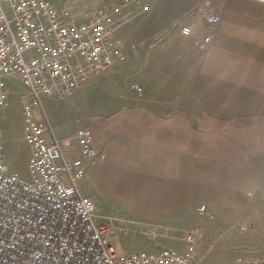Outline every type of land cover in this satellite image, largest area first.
Wrapping results in <instances>:
<instances>
[{"label": "rangeland", "instance_id": "obj_1", "mask_svg": "<svg viewBox=\"0 0 264 264\" xmlns=\"http://www.w3.org/2000/svg\"><path fill=\"white\" fill-rule=\"evenodd\" d=\"M108 1L68 0L73 3L69 17L81 14L76 5L91 11ZM203 8L221 14L204 53L179 34L182 22L202 29L193 15ZM130 10L133 17L121 28L125 62L65 99L44 100L54 135L65 141V158L73 156L72 141L82 126L89 127L95 146L106 153L103 162L86 170L80 193L94 202L98 221L116 219L131 227L132 221L144 222L163 232L154 238L117 233V253L182 250L181 230L200 227V264H264V0H152L147 11L134 4ZM221 26L226 41H217ZM132 84L142 88L140 95ZM17 90L13 87L7 96L0 125L9 141L8 167L26 178ZM151 113L188 119L191 130L200 132L195 138L205 135L199 153L165 155L169 150L162 148L156 157L142 159L135 150V124ZM145 125L162 129L149 120ZM173 144L174 152L181 153V142ZM233 172L242 188L238 192L247 198L236 211L214 203L217 186ZM252 180L253 188L243 189ZM200 205L203 214L197 212ZM235 213L233 227L216 221L218 215Z\"/></svg>", "mask_w": 264, "mask_h": 264}, {"label": "built area", "instance_id": "obj_2", "mask_svg": "<svg viewBox=\"0 0 264 264\" xmlns=\"http://www.w3.org/2000/svg\"><path fill=\"white\" fill-rule=\"evenodd\" d=\"M72 4L57 7L50 0H0V120L9 92L16 87L22 142L28 149L27 177L10 170L0 127V264H200L197 245L200 227L181 230L182 250L117 253V233L162 236L157 225L132 221L97 220L91 198L78 183L86 170L106 159L91 130H76L72 157L65 158V141L54 135L44 100L65 99L81 90L98 74L125 62L122 26L152 0H109L69 17ZM202 29L181 23L179 34L205 52L220 23L208 8L194 12ZM136 95L142 88L131 85ZM197 212L203 214L200 205ZM128 222V221H127Z\"/></svg>", "mask_w": 264, "mask_h": 264}, {"label": "crops", "instance_id": "obj_3", "mask_svg": "<svg viewBox=\"0 0 264 264\" xmlns=\"http://www.w3.org/2000/svg\"><path fill=\"white\" fill-rule=\"evenodd\" d=\"M53 2V0H50ZM262 2V1H260ZM64 3L62 1L58 5L55 4L57 7H61V5ZM217 13L221 15L218 11ZM221 17V16H220ZM221 20V19H220ZM221 23V22H220ZM215 32L212 34L211 43L214 40ZM227 32L225 27H220L217 30V41H226L227 38ZM210 43V45H211ZM209 45V47H210ZM208 47V48H209ZM46 101V100H45ZM44 101V102H45ZM43 102V104H44ZM145 110L148 111V105L144 106ZM143 113H146L144 109H141ZM149 120L150 124L155 127H162V129H147L146 127V121ZM21 124V123H20ZM137 130L139 131V139L136 140L135 143V150L139 151L140 157L143 159L156 157L158 152L161 151L162 148L169 150V152H165V155H193L198 154L200 148L203 144H201L203 138L205 137L204 134H202L201 138H195L197 135L200 134V132H195L193 129L191 130L190 126L191 123L188 119H184L182 117L180 120H174L172 116H169V114L160 113V114H154L151 113L148 119H144L143 121H139L137 124ZM2 128V126L0 125ZM3 131V137L5 141V154L6 156L9 153V141L6 138V134L4 129ZM22 132V129H21ZM59 137V136H57ZM60 138V137H59ZM178 140L181 142V153L174 152V144L173 141ZM200 140V142H199ZM148 141L150 143H148ZM21 143L24 146L21 138ZM25 147L26 150V157L28 156V149ZM27 159V158H26ZM110 174H113V176L121 178L123 174L117 173L116 171H110L108 172ZM253 179V177H252ZM252 184L246 186L243 189H252L253 184L255 183L253 180L251 182ZM242 189L239 186V180L236 172H233V175L230 174L228 178H225L223 180L222 186H217V197L214 201L217 206L224 205L225 207H229L231 209L238 210V206L246 202V195L240 194L238 191ZM247 194V193H246ZM208 207H212V204L209 203L207 205ZM237 214L235 213L233 216H223L220 215L217 216L216 221L217 223H225V225H228L229 227H233L236 221H237ZM224 234V232L221 233ZM204 247L207 246L206 240L204 241ZM262 251L264 249H261ZM199 254V253H198ZM264 259H260V262Z\"/></svg>", "mask_w": 264, "mask_h": 264}]
</instances>
